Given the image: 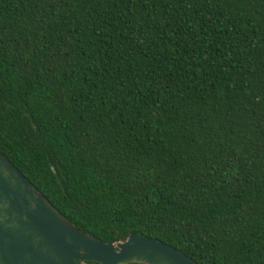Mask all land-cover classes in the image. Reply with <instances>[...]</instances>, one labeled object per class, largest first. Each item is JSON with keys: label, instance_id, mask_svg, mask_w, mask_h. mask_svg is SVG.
<instances>
[{"label": "trees", "instance_id": "trees-1", "mask_svg": "<svg viewBox=\"0 0 264 264\" xmlns=\"http://www.w3.org/2000/svg\"><path fill=\"white\" fill-rule=\"evenodd\" d=\"M0 150L104 241L264 264V0H0Z\"/></svg>", "mask_w": 264, "mask_h": 264}, {"label": "water", "instance_id": "water-1", "mask_svg": "<svg viewBox=\"0 0 264 264\" xmlns=\"http://www.w3.org/2000/svg\"><path fill=\"white\" fill-rule=\"evenodd\" d=\"M199 264L142 232L107 242L83 231L0 150V264Z\"/></svg>", "mask_w": 264, "mask_h": 264}]
</instances>
